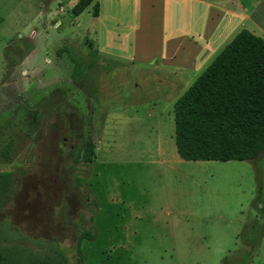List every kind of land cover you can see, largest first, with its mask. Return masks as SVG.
I'll return each mask as SVG.
<instances>
[{
	"label": "rangeland",
	"instance_id": "1",
	"mask_svg": "<svg viewBox=\"0 0 264 264\" xmlns=\"http://www.w3.org/2000/svg\"><path fill=\"white\" fill-rule=\"evenodd\" d=\"M209 1L99 0V20L90 5L75 25L58 0H0V171L13 177L3 244L43 252L51 242L72 262L86 229L79 264H264V152L192 161L174 148L173 103L211 54L181 65L195 60L183 58L181 30L219 24ZM59 87L77 96V110L58 111L78 130L49 103L30 125L26 111Z\"/></svg>",
	"mask_w": 264,
	"mask_h": 264
},
{
	"label": "trees",
	"instance_id": "2",
	"mask_svg": "<svg viewBox=\"0 0 264 264\" xmlns=\"http://www.w3.org/2000/svg\"><path fill=\"white\" fill-rule=\"evenodd\" d=\"M91 1L77 0L70 12L79 14ZM92 14H96L95 9ZM83 74L81 63L74 59L71 78L79 82ZM172 112L174 148L181 159L256 158L264 151V40L240 29L173 103ZM92 152L89 141L82 149L83 163L91 161ZM11 186V172L0 171V206L11 194ZM92 237L89 230H81L72 262L62 248L51 242L42 244L43 252H38L8 246L0 240V264H79L83 260L80 242Z\"/></svg>",
	"mask_w": 264,
	"mask_h": 264
},
{
	"label": "crops",
	"instance_id": "3",
	"mask_svg": "<svg viewBox=\"0 0 264 264\" xmlns=\"http://www.w3.org/2000/svg\"><path fill=\"white\" fill-rule=\"evenodd\" d=\"M77 0H64L65 4H63V0H58L57 2V12H63L64 9L70 11V8L75 4ZM168 1V0H166ZM176 3V7L178 8V2H182L184 0H169ZM188 1V0H187ZM197 3H202V5H206L203 0H191ZM208 2H212L206 0ZM215 4L217 5L216 9L217 13L220 16L219 24L214 22L209 28L206 30L202 28H195L194 30L189 29L186 25L185 29L183 28L181 34L183 36V44L182 48H185V54H183L184 59H188L190 56L193 57L194 62L185 63L184 60H181V65L186 66H201L205 61L198 59L202 54H210V58L207 61H211L215 54L240 30L247 29L251 31L253 34L261 37L264 40V0H215ZM90 5H95V15L92 14L91 11V22L95 20H99L101 14V7H99V0H92L84 9L88 8ZM208 6V5H206ZM83 9V10H84ZM83 10L77 14L73 15L75 20V25H78L79 20L81 19V13ZM93 10V7H92ZM167 12V11H166ZM218 18V16L216 15ZM223 24L225 27H223ZM94 30V29H93ZM185 31V32H183ZM191 33V37L188 38ZM187 35V36H186ZM201 42V43H200ZM222 46V47H221ZM157 57H154V60ZM199 61L200 63H197ZM202 62V63H201ZM264 152V151H263Z\"/></svg>",
	"mask_w": 264,
	"mask_h": 264
},
{
	"label": "flooded vegetation",
	"instance_id": "4",
	"mask_svg": "<svg viewBox=\"0 0 264 264\" xmlns=\"http://www.w3.org/2000/svg\"><path fill=\"white\" fill-rule=\"evenodd\" d=\"M60 89L58 90V88L53 89V91L51 92H44L42 91V94L39 97V102H37V104L34 105L33 110L31 111H26V114H28V121L30 122V125H33L35 120H36V116L39 115L40 113V106L43 108L45 104L49 103L50 106H53L54 108L57 109L58 111V105L60 104H68L67 106H69L71 108V110H77L76 107V101H77V96L74 93H70V89L72 87H59ZM69 89V90H68ZM85 90V89H84ZM81 92V91H79ZM64 105V107H65ZM58 115H62V117L65 116L66 122H67V128L69 129H74L75 131L78 130V126H79V120H77L76 116L72 115V112L69 113H65V112H57ZM85 120L86 117L85 115H82V119L80 120L82 123H84L85 125ZM60 122V121H59ZM83 125V126H84ZM85 128V127H84ZM72 130L70 132H72ZM86 135V134H85ZM75 137L74 135H70V138ZM50 140L51 142H53V144L55 143V140L50 136ZM63 141H65V138H63ZM87 142L86 139L82 140L80 143L85 145ZM70 151H71V146L69 145ZM69 151V152H70ZM71 155V152L68 154Z\"/></svg>",
	"mask_w": 264,
	"mask_h": 264
}]
</instances>
